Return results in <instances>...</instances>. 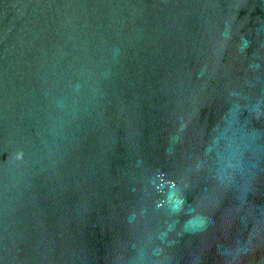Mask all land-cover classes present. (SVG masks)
<instances>
[{
	"label": "water",
	"instance_id": "water-1",
	"mask_svg": "<svg viewBox=\"0 0 264 264\" xmlns=\"http://www.w3.org/2000/svg\"><path fill=\"white\" fill-rule=\"evenodd\" d=\"M0 264H264V0H0Z\"/></svg>",
	"mask_w": 264,
	"mask_h": 264
}]
</instances>
